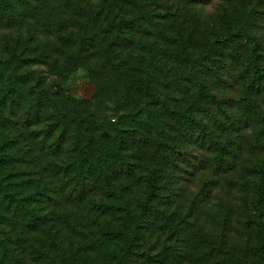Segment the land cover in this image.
<instances>
[{
    "label": "trees",
    "instance_id": "1",
    "mask_svg": "<svg viewBox=\"0 0 264 264\" xmlns=\"http://www.w3.org/2000/svg\"><path fill=\"white\" fill-rule=\"evenodd\" d=\"M212 1L0 0V80L5 81L0 119L12 136L0 143V264L35 261L26 234L41 233L46 242L62 237L64 243L61 221L69 220L59 211L68 204L81 211L75 222L84 220L82 228L91 230L92 238L83 251L68 241L59 264H190L186 251L159 249L157 242L155 260L146 254L149 247L136 255L150 238L185 232L183 222L173 225L152 205L161 179L190 143L194 151L210 152L206 162L201 154L197 161L215 181L213 188L227 183L226 198L244 207L238 215L244 218L242 229L232 242L224 241V253L200 241L207 259L215 254L219 264H264V110L254 100L264 92V57L253 33L262 0H217V13L206 17L200 9ZM35 55L47 59L52 70L48 61L64 56L62 73L87 70L93 97L78 101L29 84L22 69ZM232 82L239 84L240 103L246 100L239 116L228 115L233 106L215 94ZM108 104L116 118L106 116ZM50 122L42 130L45 139L58 128L68 132L72 156L61 168L44 172L49 186L38 191L33 168L24 182L14 168L29 155L28 163L35 164L31 135L21 156L16 141L20 129ZM253 147L263 156H253ZM248 148L250 158L240 160L241 170L231 167ZM224 207L228 224L235 213ZM69 227L72 236H81ZM197 232L202 234L201 228ZM39 244L45 250V243Z\"/></svg>",
    "mask_w": 264,
    "mask_h": 264
},
{
    "label": "rangeland",
    "instance_id": "2",
    "mask_svg": "<svg viewBox=\"0 0 264 264\" xmlns=\"http://www.w3.org/2000/svg\"><path fill=\"white\" fill-rule=\"evenodd\" d=\"M216 2L217 0H213L211 3L201 7L200 10L203 11V15L206 17H208V15H215L217 13L216 9L218 8L215 6ZM258 11L259 14L255 20L253 33L258 38V43L260 46L259 54L260 56L264 57V0H262L260 3ZM29 60L32 63L28 64L22 69V72L27 74L25 80L29 84L37 83L41 88L64 93L65 96H69L78 101L90 100L95 94L96 88L94 81L90 78V74L84 68L73 69L72 73L70 74L67 72H61L63 69V62H67L64 56L60 57L56 62L51 60V58L49 59L51 61H48V65H50L53 70L44 62V60L47 59H40L35 55L31 56ZM4 84L5 81L0 80V93L3 90ZM229 86L230 89L217 90L215 94L225 98L227 103L233 106L228 115L238 114L239 116V107L242 105V103H245L246 100L244 99V101L240 103L241 96L240 92H238L239 84L232 82ZM259 90L262 91L263 89ZM26 92L27 91L25 88H23V97L27 95ZM254 100L255 105L260 106V108L264 110V92L261 95L255 97ZM107 106L108 111L106 116L110 118H116L114 113L109 111L113 110L111 104H108ZM21 108L22 107L20 105L18 110L19 114L22 113ZM46 112L51 113L50 110H47ZM2 122L3 120L0 119V143L5 138H7V135L9 138L12 137L10 132H5L1 127ZM52 123L50 122L43 125H38L31 130L20 129L19 133L22 135V137L16 141V148L19 149L21 156L22 153H26L28 150V147L25 145V143L27 137L31 135L33 141L28 143V146L32 147V154L37 156L36 161H34L35 164L28 163V159L32 160V157L29 155V157L27 156L20 159V163L15 165L14 168L22 172L20 173L21 179H19V182L29 180L28 177H25V172H28V170H32L33 168L36 173L35 175L37 176H35L32 181L36 182L38 189L37 187L33 188L35 190L37 189L38 191L44 186H49L47 185V182L44 181V172L49 173V170L51 172V170L54 171L58 168H61L69 161L70 157L72 156V146L68 132L62 134L58 128V131H55L50 139H45L44 136L46 134L42 133V130H44L45 127L49 128ZM66 129L68 131L67 127ZM31 131L36 133H30ZM251 137V142H253V137H255V135H251ZM252 151L255 152L253 155L255 157L263 156V154L258 152L259 149L257 151V149L253 147ZM250 152L251 150L249 151V148L245 149V154L243 153L241 158L239 157V161L235 162L234 160H231L229 165L231 167L237 166L236 170H241L240 160H243L245 157L250 158V154H248ZM200 154L204 158L203 162H206L211 156L209 151H194V146L191 143L190 145L188 144L186 147H183V150L177 156L179 161L176 163V166H170L169 173L163 179H161L160 186L162 189L157 194L159 198L156 199L152 205L154 208L162 212L166 218L169 217V219H172L173 221L171 223L173 225H177L178 222H183V228H185L184 234L182 236L177 235L174 237L170 231V233L164 232L161 239H156L155 237L150 238L147 242L145 241L142 243V245L140 244V248L136 251L137 256H141L143 251L151 249V251L146 254L155 260L154 258H156V251L154 248L157 242L159 249H162L164 246V249L175 247L176 249L181 250L179 252L186 251V255L189 256L191 260L190 264H219L218 262L221 260L220 256L216 258L215 254H210L209 256L212 257V260L207 259V254L204 253V249H201L200 241L204 239L208 240L212 248L218 247L219 252L222 254L228 249L226 245H223L224 241L227 242L226 244L232 242L238 235L240 228L242 229L241 223L244 221V218H239L238 215L244 211V207L242 208L243 202H239V200L229 201L226 198V193L229 190V186L225 182L221 183V187L219 189H216L215 187L213 188V182L215 181L211 180L207 171H201L202 165H204V163L197 161V155ZM248 182L251 184L252 180H248ZM203 185H205L208 190L205 191V189H202ZM134 196L139 197L140 195H131L132 198H134ZM39 198L42 199V197ZM92 198L93 197L90 199ZM36 200L39 199L37 198ZM224 205H226L229 210L235 213L231 217L228 224L227 220H224ZM59 212L62 213L60 214L61 217L64 216L65 220H69V223L61 221L62 228L65 229L63 235L66 234L64 243H59L62 240V237L55 239L54 236L53 241L50 239L51 242H46L44 241L46 237L40 235L41 233H35L33 235L26 234L25 238H29L28 241H33V258L35 260L33 262L29 259H26V264H59L62 251L67 250L68 241H70L71 244L73 243L75 246H77L74 249L82 248L83 251L84 246H87V237L90 236L92 238V235H89L91 230L88 231L86 228H82L84 220L77 219L75 222L76 216H78V214L81 215V211L78 209V207L68 204L64 211ZM73 214L75 216H72ZM105 219L107 222H111L112 224V219L110 217H106ZM100 222L102 225L106 224L103 220H100ZM70 225H74L75 229L81 233V236H72L71 231L67 230ZM193 225H196L194 230L191 231L188 228L186 229V226L188 227ZM224 226L225 229H223ZM183 228L181 227L180 230H183ZM199 228H201L202 234L197 232V229ZM53 234L54 233L52 232L51 237ZM11 236V240H13L14 236H16V233H13ZM37 239L39 242L45 243V250L41 249ZM220 240L222 242H219ZM146 247L149 248L147 249ZM187 247H189V250L186 249ZM113 248L114 247H111V249ZM47 252L49 254H46ZM148 260L149 262H155L153 260L151 261L150 259Z\"/></svg>",
    "mask_w": 264,
    "mask_h": 264
}]
</instances>
